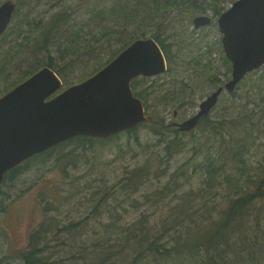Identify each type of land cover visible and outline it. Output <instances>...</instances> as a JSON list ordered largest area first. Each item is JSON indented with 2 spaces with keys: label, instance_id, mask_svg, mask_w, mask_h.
<instances>
[{
  "label": "rangeland",
  "instance_id": "374dc122",
  "mask_svg": "<svg viewBox=\"0 0 264 264\" xmlns=\"http://www.w3.org/2000/svg\"><path fill=\"white\" fill-rule=\"evenodd\" d=\"M4 1L7 0H0V4ZM9 1L21 4L23 11L19 16L20 18L23 17L24 13L31 11L32 19L38 18L36 15L46 12L45 17L49 20V27L56 17L67 16L61 31L54 38V41L49 43V49L39 55L45 59L53 57L61 65L70 62L68 67H61V69L71 82L72 80L77 82L90 72L91 66L88 63L77 65V61L72 60L73 54L68 55L64 61L60 59L64 49L63 46L61 50L59 49L60 42L64 39L62 34L68 27L79 30L85 26L90 29L84 33L85 36L90 34L87 36L88 40L92 39L93 36H99L107 27L114 25V22L105 18L103 13H107L117 0ZM231 4L232 2L227 1L225 7L229 8ZM199 15L211 16L212 22L209 25L195 27L193 20ZM194 16L180 15L178 9L160 16L159 19L163 20L165 27L163 38L170 35L166 38V42L172 44L173 63L169 64L167 60L168 69L164 73L152 77L140 76L137 78H144L140 88H145L149 93L150 105L156 104L158 102L156 96L169 87L177 90L182 89L177 84L186 87L188 93L185 92L177 100L169 104L158 103L157 111L160 115L157 116L163 119L165 123L183 121L194 115L198 111L200 103L218 86L226 83L231 76L230 67L232 65L225 61L222 33L217 22L219 16H214L211 9H208L206 13ZM147 19L142 15L138 16L133 20L135 22L129 27L130 31L122 40L112 36L103 38L97 47L105 50L104 53H110L112 49L121 48L125 40L141 36L144 31L147 33L146 37H151L150 32L155 30L156 26L149 23ZM19 23L21 24L19 18L14 20L10 29ZM38 24V28L41 29V22ZM167 32L171 34L168 35ZM45 37L40 30L34 32L28 48L33 49L39 46ZM26 56H31V60L35 58L29 50L21 54L17 60L24 59ZM196 62H199L201 66L196 68ZM27 65L25 64L21 69L8 67V73L0 75V91L5 90L12 80L22 76ZM255 73V79L262 83V89L252 91L256 95L254 96L255 103H250V107L255 106L258 111L262 104L260 99L264 95V80H261L264 68L258 69ZM210 75L222 80L221 84L214 85L208 81ZM68 83L65 84V87L68 86ZM247 89L248 86L245 83L238 89L236 95L238 103L246 102L245 93ZM230 101L229 93L223 91L219 105L211 114L213 116L219 114L223 105ZM182 103L183 106L179 107ZM154 107L151 106L147 109L149 113L154 112ZM176 109H178V117L174 118L173 112ZM243 109V107L238 108L235 105L232 115L242 120L246 113ZM255 123L254 133L261 132L262 137L256 140L250 153V161L254 167H257L264 164V118L257 115ZM156 127V124L151 122L143 123L137 132L140 135L139 144L135 142V134L129 138L126 133H123L121 140L114 139L105 143L96 142L92 148L87 150L79 148L73 154V161L69 162V159H65L58 163L57 158L63 152L72 149L73 146L60 147L48 160L34 159L25 170L17 173L14 180H5L1 185L0 192V264H24L21 254L29 247L30 235L43 220L45 228L52 223L58 224L59 229H61L58 232L56 229L52 230L42 242L44 247L43 258L50 260L68 259L72 255H79L80 250L77 247L83 242L88 245L95 241L99 246L110 245L115 242L118 233L123 230L125 225L136 222L144 214L148 215L150 225H157L161 216L166 213L163 212V209L168 211L169 207L179 204L182 201L181 193L184 196L191 186L185 185L176 194L170 192L160 203H156L155 198L152 201H146L145 195L159 185H164L170 180L172 173L186 165L193 154L194 143L204 142L206 138H209V144L215 145L216 150L220 152L222 150L220 147L222 137L218 133H210L200 141H194L193 133H186V135H181L182 144H185L184 149H180L172 157H167L163 153L164 145H155L159 138V135L153 132ZM162 132L167 139L175 135L172 130H163ZM194 133L199 138L201 129L195 130ZM128 141H131V146L127 145ZM200 147L208 151L206 146ZM147 164L150 169V177L130 198L119 192L121 187L119 185L115 198H110L99 214L84 221L74 230H63V225L83 221L89 215L93 204L92 195L96 190L117 185L123 179L126 171ZM164 171L165 175L160 178L157 177ZM191 185L196 188L197 192L192 194L194 200L189 203L187 213L196 216L206 214L218 217L221 211L228 207L229 202L223 196V188L211 191V188H208V185H203L202 180L198 177ZM200 187L204 193L200 191ZM100 200L102 199L98 197L94 203ZM263 204L264 199L256 202L252 208L253 213L255 214ZM46 207H51V209L47 210ZM262 211L264 212V209ZM201 223L200 220L197 232L204 231L207 227L206 223ZM62 241H66V243L58 245ZM262 261L264 262V259Z\"/></svg>",
  "mask_w": 264,
  "mask_h": 264
},
{
  "label": "trees",
  "instance_id": "16d2710c",
  "mask_svg": "<svg viewBox=\"0 0 264 264\" xmlns=\"http://www.w3.org/2000/svg\"><path fill=\"white\" fill-rule=\"evenodd\" d=\"M224 1L233 3L236 0H117L107 13H103V16L112 20L114 25L107 27L99 36H93L91 37L92 39L88 40L87 36L90 34L85 36L84 33L90 29L85 26H82L79 30L69 27L65 29L62 34L64 39L59 46L60 50L62 46L64 48L60 59L64 61L68 55L73 54L72 60L77 61V65L79 63H88L91 66V70L85 77L83 76L82 80L88 78L109 63L134 40L146 37L147 33L144 31L141 36L125 40L121 48L112 49L110 53H104L105 50L97 47L103 38L112 36L122 40L130 31L129 27L135 22L133 20L142 15L148 18L147 21L149 23L156 26L155 30L150 32V35L159 42L168 63L172 64V44L166 42V38L170 37L169 34L171 33L167 32L169 36L163 38L165 27L163 26V20L159 19L160 16L170 13L174 9H178L180 15L186 16H196V14H203L208 9H211L214 16H219L227 9ZM21 13L22 11L18 12L13 19L14 21L19 18L21 24L19 23L11 29L10 24L9 29L0 37V75L7 74L8 67L21 69L25 64L28 65L24 69L22 76L12 80L5 90L0 91V96L45 66L51 67L57 74L59 73L58 75H61L64 86L67 82H69L68 86H71L82 81L75 82L72 80L71 82L62 71L61 67H68L70 62L61 65L53 57L45 59L39 55L49 49V43L51 44L61 31L67 16L56 17L52 20L49 27V20L45 16H38V18L32 19L31 11L24 13L23 17L20 18ZM38 22H41V29L38 28ZM39 30L46 37L39 46L33 49L28 48L34 32ZM107 46L110 47V45ZM29 50L34 55V60L30 59L31 56L17 60L21 54ZM225 61L227 63L230 62L226 57ZM195 66L197 68L201 65L196 62ZM255 71L247 74L237 84L233 92H228L231 101L223 105L219 114L216 116L211 114L219 105L218 101L212 111L208 115L203 116L197 126L190 131H181L176 126L171 125V123H165L163 119L157 116L160 115L159 111H157L158 103L169 104L180 98L187 92L184 85L177 84L182 88L181 90L169 87L166 91L156 96L158 100L156 104L150 105L149 93H147L145 88H140L144 78L134 79L131 83L134 94L143 101L146 109L155 106L153 113H149L147 110L154 120H147L146 122L154 123L158 127L153 129V132L159 135L155 145H164V156L172 157L174 153L184 149L185 144H182L181 135H186V133H193L194 141H200L210 133H218L222 137L220 145L222 150L218 152L215 145L209 144V138H206L204 142L194 143L193 154L190 160L186 162V165L172 173V177L164 185H159V187L145 195L146 201H152L155 198L156 203H160L163 202V199L170 192L176 194L185 185L191 186L184 196L181 193L182 201L179 204L169 207L168 211L163 209V212L166 213L161 216L157 225H150L148 215L144 214L136 222L125 225L123 230L118 233L115 242L110 245L99 246L96 241L92 242L91 245L83 242L77 247L80 250L79 255H72L68 259L58 258L50 260L43 258L44 247L42 242L52 230L56 229L58 232L61 229H59L58 224L52 223L45 228L43 220L40 226L36 227L35 231L30 235L29 247L21 254L24 264H77L76 262L81 264H264L262 261L264 259V212L262 211L264 204L255 214L252 210L256 202L264 199V164L254 167L250 161V153L253 146L256 140L262 137L261 132L254 133L255 117L259 115L264 118V95L260 99L262 104L258 111L255 106L250 107V103H255L254 96L256 94L252 91L262 89V83L255 79ZM230 72H232V67H230ZM261 80H264V74ZM208 81L214 83V85L222 82V80L213 75H210ZM244 83L248 86L245 93L246 102L238 103L236 98L237 91ZM235 105L238 108L243 107L246 112L242 120L232 115ZM182 106L183 103L179 107ZM176 110L178 112V109ZM143 123L133 129L108 138L77 136L69 139L11 169L6 173L3 182L5 180H14L17 173L25 170L34 159L48 160L60 147L73 146L72 149L63 152L57 158L58 163L65 159H69L68 162L73 161V154L79 148L87 150L92 148L96 142L105 143L114 139L121 140V134L123 133H126L129 138L135 134V142L139 144L140 135L137 132H139V128ZM250 124L251 126H249ZM197 129H201L199 138L194 133ZM163 130H172L175 135L167 139L162 132ZM127 145L131 146V141H128ZM200 146H206L208 151L203 150ZM185 167L186 169H184ZM165 174L164 171L157 177L160 178ZM149 177L150 169L148 164L126 171L120 183L112 187L107 186L104 189L96 190L93 193L91 212L83 221L70 222L67 225H63V230H74L84 221L99 214L105 203L110 198H115L119 185H121L119 192L126 194L127 198H130L133 193L137 192L145 184ZM196 177L202 180L203 185H208L211 191L223 188V196L226 197L229 205L221 211L218 217L206 214L196 216L187 213L190 206L189 203L194 200L192 194L197 192L196 188L191 185ZM200 191L204 193L202 187H200ZM98 197L102 200L94 203ZM46 209L50 210L51 207H46ZM200 220L202 223H206L207 227L204 231L197 232ZM65 243L66 241H62L58 245Z\"/></svg>",
  "mask_w": 264,
  "mask_h": 264
},
{
  "label": "water",
  "instance_id": "95a60500",
  "mask_svg": "<svg viewBox=\"0 0 264 264\" xmlns=\"http://www.w3.org/2000/svg\"><path fill=\"white\" fill-rule=\"evenodd\" d=\"M15 9L9 0L0 5V37ZM193 22L198 28L209 25L212 18L199 15ZM217 22L232 65L231 78L208 95L194 115L171 123L181 131L195 128L223 91L233 92L247 74L264 66V0H236ZM167 69L159 43L153 37H140L93 75L69 87L49 66L27 77L0 96V185L11 169L69 139L108 138L153 121L131 83ZM177 114L175 110L173 116Z\"/></svg>",
  "mask_w": 264,
  "mask_h": 264
},
{
  "label": "flooded vegetation",
  "instance_id": "af4514ba",
  "mask_svg": "<svg viewBox=\"0 0 264 264\" xmlns=\"http://www.w3.org/2000/svg\"><path fill=\"white\" fill-rule=\"evenodd\" d=\"M5 2V1H4ZM15 4H16V9H15V11H14V13H13V17H12V20H11V22L13 21V19H14V16H16V14L18 13V12H21V11H23V8H21V4L20 3H16V2H14ZM2 4V3H1ZM0 4V5H1ZM37 16H41V17H44V16H46V12H44L43 14H39V15H37ZM11 24V23H10ZM9 29V27L7 28V30ZM6 30V31H7ZM5 31V32H6ZM4 32V33H5ZM4 33H3V35H4ZM60 76V75H59ZM61 77V76H60ZM221 86V85H220ZM219 87V86H218ZM177 117H178V115H177ZM177 117H175V118H177Z\"/></svg>",
  "mask_w": 264,
  "mask_h": 264
}]
</instances>
